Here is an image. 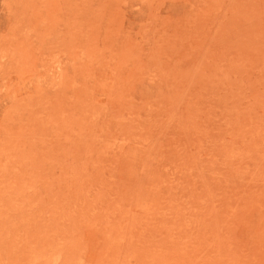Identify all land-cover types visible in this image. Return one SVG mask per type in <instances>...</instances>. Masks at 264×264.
I'll return each instance as SVG.
<instances>
[{
  "label": "rangeland",
  "instance_id": "1",
  "mask_svg": "<svg viewBox=\"0 0 264 264\" xmlns=\"http://www.w3.org/2000/svg\"><path fill=\"white\" fill-rule=\"evenodd\" d=\"M0 264H264V0H0Z\"/></svg>",
  "mask_w": 264,
  "mask_h": 264
}]
</instances>
